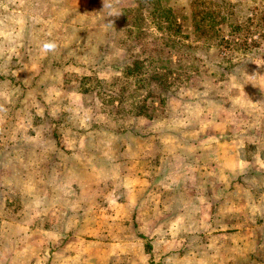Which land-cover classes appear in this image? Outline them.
<instances>
[{
  "label": "rangeland",
  "instance_id": "rangeland-1",
  "mask_svg": "<svg viewBox=\"0 0 264 264\" xmlns=\"http://www.w3.org/2000/svg\"><path fill=\"white\" fill-rule=\"evenodd\" d=\"M157 1L194 85L126 78L147 0H0V264H264V0Z\"/></svg>",
  "mask_w": 264,
  "mask_h": 264
},
{
  "label": "trees",
  "instance_id": "trees-1",
  "mask_svg": "<svg viewBox=\"0 0 264 264\" xmlns=\"http://www.w3.org/2000/svg\"><path fill=\"white\" fill-rule=\"evenodd\" d=\"M153 1L154 0H147V4L142 7L150 11L155 17L154 23L157 26L156 30L161 32V37L153 40L155 41V48L151 52L152 55L145 54V59L135 57L134 61L127 66L124 71L126 78H135L138 83L152 82L153 84H157L158 87L164 89L163 91H171L172 86L176 83L179 85L187 83L194 85L196 79V75L193 71V68H196V66H194L196 63L194 54L196 50L203 47L199 44H189L184 42L183 39H189L190 35L184 32V28L180 23L176 12L171 8H162L160 1L155 0L158 3L157 5L152 3ZM138 10L139 9L127 10L126 14H136ZM214 14V12L206 10V8L200 9L199 13L195 16V23L197 24H195L196 27L194 33L198 30H202L204 32L215 31L214 34L216 36L212 35L211 38H206V40L209 42L215 38V40H220L222 43L224 42L230 47L240 45L241 41H244V45H248V47L257 48V44L260 45V42L258 43L256 40H253L254 43H248L249 39H252L254 36L250 34L246 37L244 36V40L237 39L236 41L230 37L228 38L227 36H223L221 23L226 20V15L222 16L220 20H218V17H220L219 14L215 19L207 21V17L213 16ZM205 22H210L208 30L206 29L207 26L205 27L204 25ZM142 25L134 26V28L138 33V43L139 45H142V48L144 47L142 51L146 52L145 50L149 47L150 42L145 36L146 30ZM134 32L131 33L130 31L133 36ZM206 35H208V33ZM143 39L147 40V42H143ZM223 52L226 54L225 50ZM189 71H193V73H190ZM148 73H150L151 76ZM147 75L150 77H147ZM222 77L224 78L225 76L222 75ZM155 99H159L160 103H163V105L165 104V99L154 91L149 92L145 102ZM148 108L150 109L149 106ZM140 112L141 115L148 113L147 104L142 106Z\"/></svg>",
  "mask_w": 264,
  "mask_h": 264
},
{
  "label": "clouds",
  "instance_id": "clouds-1",
  "mask_svg": "<svg viewBox=\"0 0 264 264\" xmlns=\"http://www.w3.org/2000/svg\"><path fill=\"white\" fill-rule=\"evenodd\" d=\"M57 48V44L52 41H46L42 44V52L48 53V52H54Z\"/></svg>",
  "mask_w": 264,
  "mask_h": 264
},
{
  "label": "crops",
  "instance_id": "crops-1",
  "mask_svg": "<svg viewBox=\"0 0 264 264\" xmlns=\"http://www.w3.org/2000/svg\"><path fill=\"white\" fill-rule=\"evenodd\" d=\"M202 221V223H204L205 221H203V220H201ZM164 226V227H163ZM162 227H163V229H165V223L164 224H162ZM208 230V229H207ZM94 243V245H95V247H100V246H98V243L99 242H97V241H95V242H93Z\"/></svg>",
  "mask_w": 264,
  "mask_h": 264
}]
</instances>
